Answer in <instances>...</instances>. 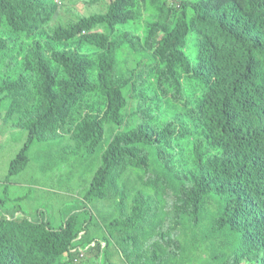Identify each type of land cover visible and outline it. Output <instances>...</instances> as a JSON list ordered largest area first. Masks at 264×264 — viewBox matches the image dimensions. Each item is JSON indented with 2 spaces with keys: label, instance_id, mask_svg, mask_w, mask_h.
Instances as JSON below:
<instances>
[{
  "label": "trees",
  "instance_id": "16d2710c",
  "mask_svg": "<svg viewBox=\"0 0 264 264\" xmlns=\"http://www.w3.org/2000/svg\"><path fill=\"white\" fill-rule=\"evenodd\" d=\"M100 1L0 0V121L28 133L10 168L65 139L96 165L61 220L0 193V264H69L77 246L97 264L264 263V0L78 12Z\"/></svg>",
  "mask_w": 264,
  "mask_h": 264
},
{
  "label": "rangeland",
  "instance_id": "374dc122",
  "mask_svg": "<svg viewBox=\"0 0 264 264\" xmlns=\"http://www.w3.org/2000/svg\"><path fill=\"white\" fill-rule=\"evenodd\" d=\"M104 4H97L94 9H103ZM3 114V113H2ZM4 115V114H3ZM0 182L9 175L10 162L23 148L27 141L28 133L16 126L5 128L0 121ZM108 138L110 135H108ZM74 146L72 141L67 139L57 142L38 143L35 142L30 147L27 155L29 162L25 169L14 175L10 182L12 186L16 183H25L24 190L20 193L23 197L19 206H24L28 213H33L38 205L54 201L60 207L62 213L67 214V208L71 205L78 206L79 198H74L73 203L63 202L73 193L82 189L86 183L92 182L96 165L91 161H83L79 164L75 161V154L69 153V149ZM76 150V149H75ZM78 187V189H76ZM57 196H60L58 198ZM31 211V212H30ZM33 211V212H32ZM59 216L58 210L55 212ZM33 215V214H32ZM51 221H54L50 218ZM55 222V221H54ZM56 223V222H55ZM86 264H97L94 258L87 260ZM111 264H128L126 259L113 258ZM108 263V260H107ZM100 264H106V259H102Z\"/></svg>",
  "mask_w": 264,
  "mask_h": 264
},
{
  "label": "clouds",
  "instance_id": "9594fccd",
  "mask_svg": "<svg viewBox=\"0 0 264 264\" xmlns=\"http://www.w3.org/2000/svg\"><path fill=\"white\" fill-rule=\"evenodd\" d=\"M108 2H109V0H103V1H100V2L95 3V4H91L90 6L82 5L81 7H79L78 12H82V14H90L92 12H96V11H99V10H106L107 8H109L110 2L109 3ZM97 4H104L105 6H104L103 9L96 10V9H94V6H96ZM78 19H82V16L77 14V13H75V20H78ZM82 34H84V33H75L74 35L76 37H79ZM74 35H72L73 39H75ZM235 89L244 90L245 88H243V87H235L234 90ZM248 105H250V104L248 103ZM3 116H5V115H3ZM1 122H2V126H4V127H6L8 125V124L5 125L3 123V121H1ZM10 127H12V126H10ZM16 127H18L19 129H22L20 126H16ZM0 130H1V128H0ZM22 130H24V129H22ZM252 133L258 134V132H252V131L243 133V134L239 135L235 139V141L233 143L224 146L226 151L229 150L230 157L235 158L240 153V148L241 147H249V145L243 146L240 143L246 138L247 135H250ZM28 162H29V160L27 162H25L22 167L10 168L8 177L6 179H2L1 182H0V193H1V195L3 197H7L8 198L5 201V205L8 208L10 206H18L19 202L22 201L23 197L20 195V193L24 190L25 183H16L15 186H12V184L10 182V179L14 175L21 173L25 169V167L27 166ZM76 189H78V187ZM79 190H81V189H79ZM79 190L76 193L72 192V194L69 196V198L65 199V202L74 204V202H75L74 198H78V197H81V198H79V205H81L82 202H86V199H85V196H84V192L83 191H79ZM11 199H17V201H11ZM55 203L58 204L57 201H55ZM76 207L77 206H75V205L69 206L67 208V214L69 213L70 210L75 209ZM21 208L24 211L23 210L22 211L21 210L17 211L18 217L24 216L25 213H28V211L24 208L23 205L21 206ZM34 210H36V211H34V212L32 211L33 213H28L29 216L34 217L35 214L40 213V211L38 209H34ZM57 210H58L59 216H57L55 214V212ZM52 215L55 218H57L58 220H61V219H64L66 214L62 213L60 207L55 205V209L52 211ZM70 250L75 255H74L73 259L69 260V264H86V263H89V262L84 260V258L87 257V260L92 258V257L89 256L88 249L85 248V247H78L77 246V247L71 248ZM68 253L69 252H64L63 255L61 254L65 260H67ZM63 258H61V260H63ZM111 261L112 260L108 261V264H111L110 263ZM106 264H107V260H106ZM241 264H247V262H242ZM251 264H264V263L251 261Z\"/></svg>",
  "mask_w": 264,
  "mask_h": 264
},
{
  "label": "crops",
  "instance_id": "0c3cea01",
  "mask_svg": "<svg viewBox=\"0 0 264 264\" xmlns=\"http://www.w3.org/2000/svg\"><path fill=\"white\" fill-rule=\"evenodd\" d=\"M23 210V209H22ZM24 211V210H23Z\"/></svg>",
  "mask_w": 264,
  "mask_h": 264
}]
</instances>
